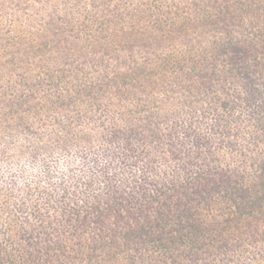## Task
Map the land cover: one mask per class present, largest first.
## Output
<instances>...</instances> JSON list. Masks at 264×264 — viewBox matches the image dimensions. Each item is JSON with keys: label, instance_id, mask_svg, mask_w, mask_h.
Returning <instances> with one entry per match:
<instances>
[{"label": "trees", "instance_id": "obj_1", "mask_svg": "<svg viewBox=\"0 0 264 264\" xmlns=\"http://www.w3.org/2000/svg\"><path fill=\"white\" fill-rule=\"evenodd\" d=\"M0 0V264H264V0Z\"/></svg>", "mask_w": 264, "mask_h": 264}, {"label": "rangeland", "instance_id": "obj_2", "mask_svg": "<svg viewBox=\"0 0 264 264\" xmlns=\"http://www.w3.org/2000/svg\"><path fill=\"white\" fill-rule=\"evenodd\" d=\"M10 2H13V3L17 4L15 0H11Z\"/></svg>", "mask_w": 264, "mask_h": 264}]
</instances>
